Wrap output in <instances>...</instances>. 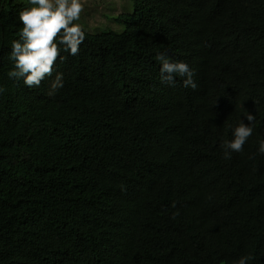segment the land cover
<instances>
[{
  "label": "trees",
  "instance_id": "trees-1",
  "mask_svg": "<svg viewBox=\"0 0 264 264\" xmlns=\"http://www.w3.org/2000/svg\"><path fill=\"white\" fill-rule=\"evenodd\" d=\"M130 2L50 96L8 77L28 5L0 0V264H264V0Z\"/></svg>",
  "mask_w": 264,
  "mask_h": 264
},
{
  "label": "clouds",
  "instance_id": "clouds-1",
  "mask_svg": "<svg viewBox=\"0 0 264 264\" xmlns=\"http://www.w3.org/2000/svg\"><path fill=\"white\" fill-rule=\"evenodd\" d=\"M27 7L18 13L22 27L19 38L10 42L9 59L13 67L7 75L10 79L22 80L29 88L39 87L46 78L49 83L50 96L64 87V74L55 72V64L63 61L62 53L76 56L80 52L86 36L85 29L78 21L84 11L83 0H27ZM160 79L162 82H173L176 77L182 78L185 88L195 89L197 84L194 70L184 61H174L166 53H157ZM2 91V89H0ZM241 119L237 126L231 128L232 139L222 145L225 158H231L233 152L242 151L247 139L252 135V114ZM259 153L264 154V139L259 143ZM250 256H240L235 264H248Z\"/></svg>",
  "mask_w": 264,
  "mask_h": 264
},
{
  "label": "rangeland",
  "instance_id": "rangeland-1",
  "mask_svg": "<svg viewBox=\"0 0 264 264\" xmlns=\"http://www.w3.org/2000/svg\"><path fill=\"white\" fill-rule=\"evenodd\" d=\"M17 4L27 5V0H15ZM85 5L78 21L85 31L92 34L107 32L121 33L123 26L114 22L120 14H131L133 5L130 0H83Z\"/></svg>",
  "mask_w": 264,
  "mask_h": 264
}]
</instances>
